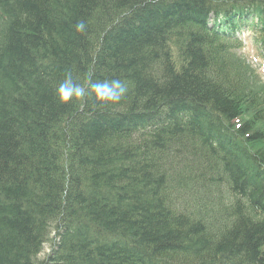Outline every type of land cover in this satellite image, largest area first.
Masks as SVG:
<instances>
[{"label":"trees","instance_id":"obj_1","mask_svg":"<svg viewBox=\"0 0 264 264\" xmlns=\"http://www.w3.org/2000/svg\"><path fill=\"white\" fill-rule=\"evenodd\" d=\"M242 6L264 16V0H0V264H264V85L207 26ZM67 71L129 90L60 104ZM198 172L239 201L218 237L172 207Z\"/></svg>","mask_w":264,"mask_h":264},{"label":"clouds","instance_id":"obj_2","mask_svg":"<svg viewBox=\"0 0 264 264\" xmlns=\"http://www.w3.org/2000/svg\"><path fill=\"white\" fill-rule=\"evenodd\" d=\"M86 29L87 25L83 20L75 25V30L79 33L85 32ZM128 90L127 83L119 78L89 81L88 84H82L74 78L71 71H67L55 88L54 94L60 104L91 98L92 106L100 109L119 104L126 97Z\"/></svg>","mask_w":264,"mask_h":264},{"label":"rangeland","instance_id":"obj_3","mask_svg":"<svg viewBox=\"0 0 264 264\" xmlns=\"http://www.w3.org/2000/svg\"><path fill=\"white\" fill-rule=\"evenodd\" d=\"M252 36V32L249 30H246L243 35L242 38L244 39V47L242 49V53L243 55L247 56L249 58L250 61L254 62L255 64L257 63L260 66V63L255 61V57L258 55V50H256V44L254 42V40L251 38ZM170 194V193H169ZM192 192L189 191H178L176 194H172L173 198V202L174 204L172 205V207L177 211V212H183V210L185 209L188 212H191L193 214L195 213H204L199 217L196 218H200L199 220H201V222L206 223V222H210V225L208 224L209 230H211V232H213L214 236L221 235L223 233V229L222 227L224 225H219L221 222V219H217L216 217L218 216V213H216L213 210V207L217 204V201H215L213 199V191L211 190L210 192H205L203 194H197L194 193L191 196ZM205 194V197L200 198L201 196H203ZM213 203L212 208L211 204ZM206 209H210V211H206ZM181 215V214H179ZM189 216V215H187ZM231 216H229L230 218ZM193 219V218H192ZM205 225V224H204ZM206 227V226H205ZM208 228H206L207 230ZM55 234V230L53 229V232L50 234V236L52 237ZM49 236V241H47L42 248V252L38 255L39 259H45L49 253H51L52 251V247H53V242L50 239Z\"/></svg>","mask_w":264,"mask_h":264},{"label":"bare ground","instance_id":"obj_4","mask_svg":"<svg viewBox=\"0 0 264 264\" xmlns=\"http://www.w3.org/2000/svg\"><path fill=\"white\" fill-rule=\"evenodd\" d=\"M189 108V107H188ZM185 109V108H184ZM138 115H141V111H138ZM143 115V114H142ZM159 118H157L156 120H155V122H151V123H157V121H158V123L157 124H153L154 125V127L155 128H158V129H162V128H164L163 127V122H161L162 121V118L160 117V116H158ZM206 118H208V119H210L209 117H206ZM231 123V125H233L234 124V122L232 121V122H230ZM226 125H230L229 123H227ZM136 129H138L137 131H140L141 130V127H140V125L138 126V125H136V127H135ZM207 133H209V132H204V134H206L207 135ZM210 139L212 140V141H218L219 143H220V139L219 138H217V137H209V136H207L206 137V139H204L203 140V142L205 143V142H211L210 141ZM149 141H152V139H148ZM204 143H192L191 145H188L189 147H187L189 150L191 149H198V150H200L201 148H203V147H205L206 145L204 144ZM141 144V143H140ZM143 145V147H146L144 144H142ZM157 147L158 146H160L161 148H163V144H161V142H159L158 144H155ZM198 173H200V174H196V176L193 178V179H196L197 180V182H196V184L194 185H185V188H186V190L187 191H189V192H192V194L193 193H199V194H203V193H205V192H210L211 190L213 191V195H215L216 194V192H217V186H219V185H221V186H227V183L230 181V178H229V181L227 180V177L226 176H224V177H220V176H214V175H212V176H210V175H208V173L207 172H203V173H201V172H198ZM177 175H179V174H172V172H171V170H169V172H168V175H167V180H168V183L170 184L171 183V180H172V177L173 176H177ZM179 177V176H178ZM183 179H185V177H183L182 176V180H180L179 181V183L180 184H182V181H183ZM165 182V181H164ZM173 182V181H172ZM167 184V183H166ZM238 186V185H237ZM183 189V188H182ZM239 189H240V192L243 194V195H246V194H249L250 193V191L248 190H245V189H243L242 187H239ZM239 189H238V191H239ZM184 190V189H183ZM185 190V191H186ZM180 191V190H179ZM192 194H191V196H192ZM203 197H205V194L203 195V196H201L200 198H203ZM206 211H209L208 209H206ZM180 213V212H179ZM205 213V212H204ZM204 213H200V214H204ZM193 213H191V212H188V211H186L185 209L183 210V212H181V216H187V215H189V216H191ZM200 218H196L195 217V219L192 221L194 224L195 223H198V224H200V226L202 227V229H204L205 231H206V233H211V230H209V227H208V224L210 225V222H206V223H204L203 224V222H201V220H199ZM229 224V223H228ZM231 224L232 223H230L229 224V226H228V229H229V227H231ZM206 226V227H205ZM206 228H208L207 230H206ZM211 235H213V233H211ZM205 257V256H204ZM170 258V257H169ZM171 259V258H170ZM170 262L169 261H165V262H163V263H160V264H169ZM203 264H213V259H211L210 260V258L208 259V261H204L203 262Z\"/></svg>","mask_w":264,"mask_h":264}]
</instances>
